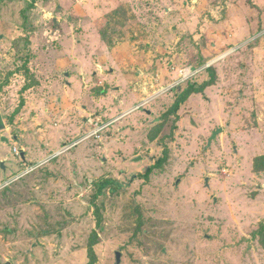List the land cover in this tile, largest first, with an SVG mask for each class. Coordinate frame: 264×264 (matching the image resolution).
Returning <instances> with one entry per match:
<instances>
[{
	"label": "rangeland",
	"instance_id": "1",
	"mask_svg": "<svg viewBox=\"0 0 264 264\" xmlns=\"http://www.w3.org/2000/svg\"><path fill=\"white\" fill-rule=\"evenodd\" d=\"M0 113V264H264V0H0Z\"/></svg>",
	"mask_w": 264,
	"mask_h": 264
},
{
	"label": "trees",
	"instance_id": "2",
	"mask_svg": "<svg viewBox=\"0 0 264 264\" xmlns=\"http://www.w3.org/2000/svg\"><path fill=\"white\" fill-rule=\"evenodd\" d=\"M28 63H29V61H26L25 65L23 67L25 70H28ZM214 84H215L214 80L209 81L208 83H205L202 85H196L192 82L188 83L185 91H183V92L181 91V94L179 95V97L175 103V106L173 107V112L175 114H177L178 113L177 111H179L181 105H183L185 102H187L192 95L203 93L208 87H211ZM29 87H31V85L26 86L24 88V90L25 89L27 90ZM104 93L105 92L103 91L101 94H104ZM156 138H157V136L154 135V136H152L151 140L154 141ZM165 161H166L165 159H164V161H163V159L160 160L161 165L163 164V162L165 163ZM254 166H255V170L257 172H263L264 171V157L256 158ZM150 172H152V169L148 171L147 175H149ZM111 185H112L111 181H106L101 186V189H106L107 187H109ZM98 214H99V212H98ZM254 235H255V237L259 238L260 244L264 248V224L261 225V227L256 231V233ZM98 240H99L98 233L94 232L92 235V241L90 242L89 247H88V256L91 259V262L89 264H95V262L97 260L95 247L98 244Z\"/></svg>",
	"mask_w": 264,
	"mask_h": 264
},
{
	"label": "built area",
	"instance_id": "3",
	"mask_svg": "<svg viewBox=\"0 0 264 264\" xmlns=\"http://www.w3.org/2000/svg\"><path fill=\"white\" fill-rule=\"evenodd\" d=\"M174 70H176V68ZM177 71H178V74H179V77H178L179 78V82L177 83V86H180V85H182L184 83H188L194 77H196L199 74V72H200V71H198V69L193 68V67L181 68V69H178ZM155 97H157V95H155ZM15 152L18 153V148H15Z\"/></svg>",
	"mask_w": 264,
	"mask_h": 264
},
{
	"label": "water",
	"instance_id": "4",
	"mask_svg": "<svg viewBox=\"0 0 264 264\" xmlns=\"http://www.w3.org/2000/svg\"><path fill=\"white\" fill-rule=\"evenodd\" d=\"M6 128V125H5V122H4V119H3V117H2V115H1V113H0V131H2V130H4ZM223 132V129H219V130H217L214 134H213V136L210 138V140H209V146L213 143V141L218 137V135H220L221 133ZM4 141H7L8 142V140H5L4 139ZM138 161H140V159H136L135 160V162H138ZM2 167L5 169V164H2ZM207 182V186H209L208 185V180L206 181ZM216 201V200H215ZM121 260H122V255L120 254V253H117V261H118V263L120 264L121 263ZM7 264H11V263H7Z\"/></svg>",
	"mask_w": 264,
	"mask_h": 264
},
{
	"label": "crops",
	"instance_id": "5",
	"mask_svg": "<svg viewBox=\"0 0 264 264\" xmlns=\"http://www.w3.org/2000/svg\"><path fill=\"white\" fill-rule=\"evenodd\" d=\"M175 67V66H174ZM98 72H99V74L102 76L103 75V72H104V69L101 67V66H98ZM66 77H69V73H66ZM188 83H190V81L188 82ZM68 84V86H70L71 84L70 83H67ZM30 90V88L28 89V90H26L25 92H27V91H29ZM195 95V94H194ZM154 95H151V96H149V97H146V98H148L149 99V101L148 100H145L146 98H144L143 100L141 99V102L143 103V105L144 104H149L150 102H152L153 100H155V99H157V97H153ZM193 96V95H192ZM191 96V97H192ZM190 97V98H191ZM189 98V99H190ZM147 101V102H146ZM140 108H141V106H140ZM140 108H138V110L140 109ZM151 114V113H150ZM210 140V139H209ZM207 183V182H206ZM208 185H209V180H208ZM206 186H207V184H206ZM207 187H209V186H207ZM122 261V260H121Z\"/></svg>",
	"mask_w": 264,
	"mask_h": 264
}]
</instances>
